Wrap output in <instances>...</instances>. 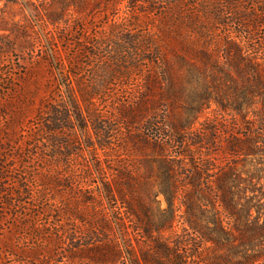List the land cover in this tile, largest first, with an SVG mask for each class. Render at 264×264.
Segmentation results:
<instances>
[{
  "label": "trees",
  "instance_id": "obj_1",
  "mask_svg": "<svg viewBox=\"0 0 264 264\" xmlns=\"http://www.w3.org/2000/svg\"><path fill=\"white\" fill-rule=\"evenodd\" d=\"M25 9L0 53L53 71L43 95L0 79L40 98L31 134L24 102L0 113V264H264V0Z\"/></svg>",
  "mask_w": 264,
  "mask_h": 264
},
{
  "label": "rangeland",
  "instance_id": "obj_2",
  "mask_svg": "<svg viewBox=\"0 0 264 264\" xmlns=\"http://www.w3.org/2000/svg\"><path fill=\"white\" fill-rule=\"evenodd\" d=\"M17 2L18 4H12V0H0V30L3 27H6L8 29L12 28V30H15V33L12 34V37H15L16 32L19 33L20 28L16 26H15L16 28H14L13 26L11 27L10 20L7 23L2 22L1 20L8 19L9 17L13 18L14 16L16 18V21L28 19L32 22L33 25L36 24V19L33 16L34 14L30 13L27 9H25L28 0H17ZM35 28L37 31L32 30L33 32L31 33V35L35 38L42 39L45 42V37L43 36L40 27L35 26ZM4 33L6 34L4 35L5 38L1 37L3 36ZM6 36H9V37H6ZM10 37L11 35L9 32L0 31V46L7 43ZM23 52L20 53L17 51L4 50L3 53H0V79L1 78L4 79V85L2 84L4 88L1 90L5 91L4 94H6V92H8L7 89L14 90V88H18V90L21 89L22 91H25L26 89L34 85L37 88L43 89V91H41L40 93L41 95H43L44 88H46V82L51 80V75H52L53 70L47 64L42 65L40 64V62H37L36 65H33L30 61L31 58L28 55L27 50ZM25 73L28 75L30 74L31 77H28V75L25 76ZM11 77H15L16 80L13 81ZM18 78H22L23 82L20 81ZM12 83L13 84L15 83L16 87ZM22 94H23L22 97L18 95L17 100H15V97L13 94H11L10 97L8 96L4 97L2 96L3 94H1V96L3 97V101H0V113L3 110V106L4 107L7 106V108H9V110H11L12 112V110L15 111L23 107L22 104H20L19 106L18 104L19 100L21 102H24L27 112L25 115L20 116V120L17 119L19 122L16 127H17L18 133H20L21 135L23 134L26 135V134H31L35 132L33 130L34 123L32 121H34V118L36 116L40 98H37L34 101L30 99L28 103L29 99L27 98L29 95L26 96L24 92H22ZM11 100H15L16 103H11ZM3 112H2V115H3ZM220 115L222 114L217 111L216 107L212 106V108L203 115L200 121L203 122L208 117H215V116L219 117ZM20 139H22V137ZM24 147L25 146L21 148L15 147V150H13V152L10 153V156L16 158L15 159L16 163L21 164V166H23L22 163L24 162L30 163L27 170H33L39 164L40 160L38 161V160L33 159L31 161L30 154L23 155V152L25 153L28 152V147L27 148H24ZM23 150H26V151H23ZM159 200L161 203V208L165 209L166 202L164 198L162 196H159ZM34 210L36 211L37 209L33 208L31 214H34ZM37 213L38 212H36V214ZM9 257L11 256H8L7 260L10 262H13L12 258H9ZM63 261L64 262H61L60 264L68 263L66 259H64Z\"/></svg>",
  "mask_w": 264,
  "mask_h": 264
}]
</instances>
